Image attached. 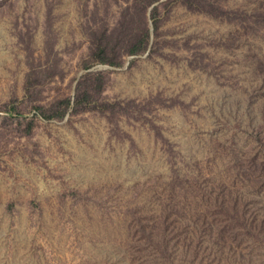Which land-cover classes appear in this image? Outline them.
I'll return each mask as SVG.
<instances>
[{
    "label": "rangeland",
    "instance_id": "rangeland-1",
    "mask_svg": "<svg viewBox=\"0 0 264 264\" xmlns=\"http://www.w3.org/2000/svg\"><path fill=\"white\" fill-rule=\"evenodd\" d=\"M0 264H264V0H0Z\"/></svg>",
    "mask_w": 264,
    "mask_h": 264
}]
</instances>
